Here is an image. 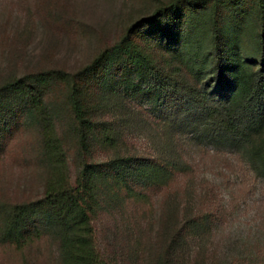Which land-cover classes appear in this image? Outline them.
Wrapping results in <instances>:
<instances>
[{
    "label": "trees",
    "instance_id": "16d2710c",
    "mask_svg": "<svg viewBox=\"0 0 264 264\" xmlns=\"http://www.w3.org/2000/svg\"><path fill=\"white\" fill-rule=\"evenodd\" d=\"M247 7L256 15V61L246 58L241 44ZM184 8L204 14L205 20L182 21ZM55 84L65 89L61 104ZM119 88L128 97L149 98L163 113L153 118L156 128L142 151L127 145L110 114L115 105L102 101L103 93ZM26 119L40 126L43 145L67 131L88 157L97 146L109 156L85 161L71 183L50 181L40 199L0 203V246L23 252L48 240L56 243L60 264H105L92 224L100 203L115 204L122 194L145 199L152 189L163 194L171 180L184 182L195 161L184 152L188 146L198 149L206 139L232 147L264 178V0H172L74 71H30L4 80L0 156ZM167 214L162 222V230L171 232L162 236L167 240L155 250L147 242L141 256H151L155 264H190L197 256L190 240L203 225L188 219L178 204Z\"/></svg>",
    "mask_w": 264,
    "mask_h": 264
},
{
    "label": "rangeland",
    "instance_id": "374dc122",
    "mask_svg": "<svg viewBox=\"0 0 264 264\" xmlns=\"http://www.w3.org/2000/svg\"><path fill=\"white\" fill-rule=\"evenodd\" d=\"M170 1L0 0V84L30 71H74L117 42L131 24ZM247 10L249 22L241 44L246 58L256 61L252 37L256 15L253 8ZM182 15V21L185 17L205 20L204 14L196 15L190 8H184ZM159 67L164 66L159 63ZM53 88L61 104L64 86ZM124 90L103 93L102 101L115 105L110 114L121 126L127 145L134 143L132 150L142 151L156 128L153 118L163 113L149 98L128 97ZM61 117L68 129V119ZM22 123L0 156V203L40 199L50 181L57 184L63 178L71 183L85 161L109 156L97 146L93 157H88L67 131H58L43 145L40 126L27 119ZM200 143L198 149L184 150L195 159L184 182L169 181L161 195L152 189L145 199L122 194L115 204L100 203L92 224L95 246L105 264H155L151 256H141L142 248L149 242L155 250L167 240L162 236L171 232L162 230V222L177 204L204 229L190 240L198 256L190 264H264V178L232 147L206 139ZM58 255L56 243L48 240L23 252L0 246V264H60Z\"/></svg>",
    "mask_w": 264,
    "mask_h": 264
}]
</instances>
